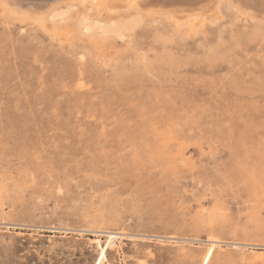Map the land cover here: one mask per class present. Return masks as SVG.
<instances>
[{"label":"rangeland","instance_id":"obj_1","mask_svg":"<svg viewBox=\"0 0 264 264\" xmlns=\"http://www.w3.org/2000/svg\"><path fill=\"white\" fill-rule=\"evenodd\" d=\"M11 1L0 264H264V20Z\"/></svg>","mask_w":264,"mask_h":264},{"label":"bare ground","instance_id":"obj_2","mask_svg":"<svg viewBox=\"0 0 264 264\" xmlns=\"http://www.w3.org/2000/svg\"><path fill=\"white\" fill-rule=\"evenodd\" d=\"M1 1L5 5V4H10L11 0H4L5 2L3 0H1ZM41 1H42V3H41L42 6L40 5L39 7H41L42 12H41V14H39V12H38L39 16L36 14L37 17L35 16V18H34L35 20L31 19V21L34 20L36 22H40L43 15H45V13H47L52 8H55V7L57 8L58 6L60 7L61 4H65L67 2H71L74 0H41ZM115 1L116 0H109L108 2L113 3ZM32 2H35V1L33 0ZM108 2L102 3L101 6H107ZM125 2L127 4L126 10H135V11H140V12H143V10H144L145 14H147L149 16H153V14L156 13V15L162 14L163 16L166 15L165 17H167V18H170V17L172 18L173 16H171L172 13L170 15V12H176V9H178V10H180V11H178L179 14L182 15L181 20L173 18L174 20L177 21L175 23H176V25H179L178 27H180V25L188 23V21H194L199 26H203L205 23H212V22L214 23V21L219 16V7H220V4L222 2H226L229 6H232V7L239 9L241 12L240 14H243L246 17H251V18L253 17L254 18V16H255V18H257L259 20L260 19L264 20V0H125ZM157 2L161 6V9H158L155 11L156 7L153 10L148 8V6L150 7V5H154L155 3L157 4ZM3 3H2V5H3ZM11 3H13V2L11 1ZM38 4H40V3H38ZM4 5H3V7L6 10L7 6L5 7ZM103 8H105V7H103ZM145 8H147V10H145ZM37 10L39 11V9H37ZM148 10H151V11H148ZM122 11H125V10H122ZM236 11L237 10H235V12ZM13 12H16V11H13ZM116 12H118V11H116ZM8 13H9V11H8ZM20 13L18 12V14H20ZM116 14H118V13H116ZM168 14L170 15V17ZM31 15L33 16L35 14L33 13ZM173 15H174V13H173ZM52 16H53V14H52ZM26 17L28 19V16H26Z\"/></svg>","mask_w":264,"mask_h":264}]
</instances>
